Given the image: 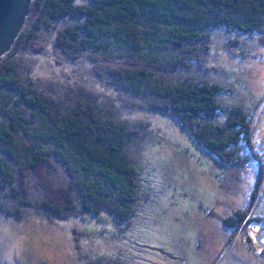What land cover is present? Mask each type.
<instances>
[{"label": "trees", "instance_id": "obj_1", "mask_svg": "<svg viewBox=\"0 0 264 264\" xmlns=\"http://www.w3.org/2000/svg\"><path fill=\"white\" fill-rule=\"evenodd\" d=\"M30 4L0 58V193L9 187L19 204L49 216L82 218L104 211L130 224L140 175L129 145L148 132L150 122L128 110L142 105L171 116L223 162L239 161L232 146L239 141L252 147L251 113L219 98L228 87L182 72L207 66L213 29L263 36L264 0ZM68 16L78 18L60 26ZM48 45L61 63L85 58L112 91L100 94L82 81L53 84L33 76L27 55ZM0 210L21 215L20 206L12 210L1 198ZM244 213L235 209L223 222L238 227Z\"/></svg>", "mask_w": 264, "mask_h": 264}, {"label": "rangeland", "instance_id": "obj_2", "mask_svg": "<svg viewBox=\"0 0 264 264\" xmlns=\"http://www.w3.org/2000/svg\"><path fill=\"white\" fill-rule=\"evenodd\" d=\"M211 33L207 66L182 75L228 87L219 98L251 113L252 147L239 141L232 145L239 161L223 162L165 112L144 105L128 110L150 122L129 145L140 175L130 224L104 211L99 217L49 216L19 204L5 187L0 198L12 210L20 206L21 215L0 210V264H88L94 258L100 264H264V245L256 241L264 220V35L224 26ZM52 51L48 45L28 53L33 76L112 91L85 58L61 63ZM235 209L245 210V219L238 227L225 225L223 217Z\"/></svg>", "mask_w": 264, "mask_h": 264}, {"label": "water", "instance_id": "obj_3", "mask_svg": "<svg viewBox=\"0 0 264 264\" xmlns=\"http://www.w3.org/2000/svg\"><path fill=\"white\" fill-rule=\"evenodd\" d=\"M30 3L31 0H0V58L23 26ZM256 241L264 245V220L256 233Z\"/></svg>", "mask_w": 264, "mask_h": 264}, {"label": "flooded vegetation", "instance_id": "obj_4", "mask_svg": "<svg viewBox=\"0 0 264 264\" xmlns=\"http://www.w3.org/2000/svg\"><path fill=\"white\" fill-rule=\"evenodd\" d=\"M261 221H263V220H261ZM261 221H259V223H261Z\"/></svg>", "mask_w": 264, "mask_h": 264}]
</instances>
